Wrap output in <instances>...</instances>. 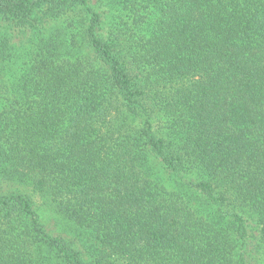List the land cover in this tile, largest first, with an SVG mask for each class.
Masks as SVG:
<instances>
[{
	"label": "trees",
	"instance_id": "trees-1",
	"mask_svg": "<svg viewBox=\"0 0 264 264\" xmlns=\"http://www.w3.org/2000/svg\"><path fill=\"white\" fill-rule=\"evenodd\" d=\"M30 175L0 264H264V0H0V179Z\"/></svg>",
	"mask_w": 264,
	"mask_h": 264
},
{
	"label": "rangeland",
	"instance_id": "rangeland-1",
	"mask_svg": "<svg viewBox=\"0 0 264 264\" xmlns=\"http://www.w3.org/2000/svg\"><path fill=\"white\" fill-rule=\"evenodd\" d=\"M156 176L160 178L158 182L164 186L169 191L177 190L178 185L174 182L172 177H169L166 173H164L160 169L155 170ZM1 177V176H0ZM32 175H30V179H28V183H18V182H11L8 180L0 179V188L3 190H20L21 192L31 193L32 192ZM34 182V179H33ZM35 207L38 209L40 214V221L45 224L47 229L53 234L62 236L65 238H73L76 235V228L74 227L73 223L68 219L64 218L63 215L59 214L52 205L51 196L46 195L43 196L42 194L34 195Z\"/></svg>",
	"mask_w": 264,
	"mask_h": 264
}]
</instances>
